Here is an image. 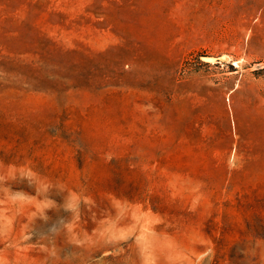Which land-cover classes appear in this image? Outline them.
<instances>
[{
	"label": "rangeland",
	"instance_id": "obj_1",
	"mask_svg": "<svg viewBox=\"0 0 264 264\" xmlns=\"http://www.w3.org/2000/svg\"><path fill=\"white\" fill-rule=\"evenodd\" d=\"M38 1L0 0V264H264V0H52L44 58Z\"/></svg>",
	"mask_w": 264,
	"mask_h": 264
},
{
	"label": "trees",
	"instance_id": "obj_2",
	"mask_svg": "<svg viewBox=\"0 0 264 264\" xmlns=\"http://www.w3.org/2000/svg\"><path fill=\"white\" fill-rule=\"evenodd\" d=\"M52 0H39L37 5V8L39 10V14L42 15L44 22L37 23L36 25H33L38 30V42L37 45L38 51L36 53L37 56H40L41 58H44L48 55L49 52H51L50 47L51 45H56L55 38L50 37L48 32L44 31V24L47 25H57V26H66L67 24L74 25V24H81L80 21L84 20V16H81L78 21H70L68 14L64 11H60L55 8L50 9ZM43 5V6H42ZM95 8V3L92 5L90 9ZM50 9V10H49ZM87 13L90 12V10L86 11ZM21 62V61H20ZM10 63V62H9ZM8 64L4 63V66H7Z\"/></svg>",
	"mask_w": 264,
	"mask_h": 264
}]
</instances>
